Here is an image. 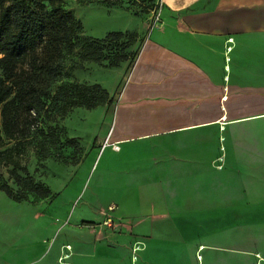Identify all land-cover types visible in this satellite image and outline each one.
Instances as JSON below:
<instances>
[{
    "label": "crops",
    "instance_id": "crops-1",
    "mask_svg": "<svg viewBox=\"0 0 264 264\" xmlns=\"http://www.w3.org/2000/svg\"><path fill=\"white\" fill-rule=\"evenodd\" d=\"M160 1V20L152 28L149 12L121 8L87 10L116 14L126 21L117 28L107 29L100 18L90 28L83 19L89 35L97 38L109 31L147 32L133 64L110 68L113 82L98 83L113 94L112 104L83 110L89 117L105 116L97 130L102 138L93 168L97 172L110 158L115 165L135 166L136 175L123 178L135 188L202 187L201 172L225 165L264 173L257 166L264 163V0ZM133 21L134 26L127 24ZM239 155L246 166L235 163ZM217 186L208 185L210 204L217 202ZM194 193L189 197L198 200ZM60 243L56 218L54 223L34 204L0 198V264H90L74 261L71 246ZM65 245L69 249L62 250ZM259 248L264 251L200 244L194 247L195 264H204V252L216 257L220 251L263 264ZM176 249L189 250L134 247L129 261L136 264L138 252L148 257L161 252V264H174L168 254ZM62 253L67 257L60 261Z\"/></svg>",
    "mask_w": 264,
    "mask_h": 264
},
{
    "label": "rangeland",
    "instance_id": "rangeland-1",
    "mask_svg": "<svg viewBox=\"0 0 264 264\" xmlns=\"http://www.w3.org/2000/svg\"><path fill=\"white\" fill-rule=\"evenodd\" d=\"M101 1L62 0L63 8L79 21L81 36H91L83 26L84 18L89 21L90 28L97 25L99 18L107 29L117 28L126 22L116 14L98 13L97 10L88 12L89 6H101L107 11L121 8L139 14L143 12L141 7L147 5V2L138 0H117L119 3L114 5ZM151 1L155 3L156 0ZM159 9L160 5H152L146 10L150 13L149 28L159 22ZM127 24L134 26L136 22ZM146 33H136L127 51H137ZM77 61V49L59 59L62 76L49 87L51 94L58 85L73 79L78 82H85L83 78L95 80L103 86L113 82L112 69L95 63H85L83 69H71L72 63ZM84 109L73 108L54 122L39 118L42 129L59 127V140H44L40 135L32 137L24 151L13 158L26 167L35 181L50 190V197L42 200L30 197L27 203L34 204L39 213L47 214L48 219L52 215L54 223L57 219L60 244L71 246L74 261L130 264L129 256L134 247H187L189 250L186 252L176 249L168 255L174 264H183L184 260L186 264H195L194 247L200 244L207 247H264L263 172L236 170L234 165H225L222 170L201 172L203 186L198 188L131 187L123 178L136 175L131 171L135 166L115 165L110 158L102 162L97 172L93 168L94 154L102 138L97 130L104 123L105 116L89 117ZM238 130L241 128L237 127ZM66 138H74L77 147L67 144ZM41 141L47 149L46 156L41 155L37 146ZM10 145L11 142H5L3 148ZM236 159V164L247 163L241 155ZM257 166L264 171V163ZM10 168L0 163L2 179L15 188L9 178ZM213 183L218 185L213 194L217 202L210 204L213 190L208 185ZM194 192L199 194L198 200L192 198ZM0 198L14 202L2 192ZM110 201L115 203L111 212L106 209ZM260 249L258 252L264 256ZM214 256L204 252V264H253L254 260L227 256L222 251ZM161 257V252H154L150 257L146 252H138L136 264H149L148 260L151 264H161Z\"/></svg>",
    "mask_w": 264,
    "mask_h": 264
},
{
    "label": "trees",
    "instance_id": "trees-1",
    "mask_svg": "<svg viewBox=\"0 0 264 264\" xmlns=\"http://www.w3.org/2000/svg\"><path fill=\"white\" fill-rule=\"evenodd\" d=\"M138 1L147 2L141 7L143 12L153 5L151 0ZM135 35L131 31H109L100 38L83 37L79 21L63 8L62 0H0V163L11 166L8 174L15 186L12 188L0 173V192L14 202L50 197L48 187L35 181L26 167L13 159L14 155L23 152L32 137L59 140V127L42 129L39 118L54 122L73 108L90 110L113 102V94L100 84L74 79L61 83L51 94L49 87L62 76L59 59L77 49L78 61L71 69H83L85 63L114 68L127 62L130 66L140 48L127 51ZM65 141L77 147L74 138ZM5 142L11 145L3 148ZM37 146L46 156L43 142Z\"/></svg>",
    "mask_w": 264,
    "mask_h": 264
},
{
    "label": "built area",
    "instance_id": "built-area-1",
    "mask_svg": "<svg viewBox=\"0 0 264 264\" xmlns=\"http://www.w3.org/2000/svg\"><path fill=\"white\" fill-rule=\"evenodd\" d=\"M160 2H161L160 0H156L155 3H153L154 7H156V5H160ZM155 18L157 19V17H155ZM228 41L231 42V39H228ZM229 49H230V46L227 47V50H229ZM104 143L106 144L107 143V140H105ZM111 147L113 149H118V147L116 145H114V144H112ZM106 209H107V211H110L111 212L114 209L113 203H110L109 205H107V208ZM66 249H69V247L66 246L65 248H62V250H66ZM66 257H67V255L65 253L64 254L62 253L61 256L59 257V260L62 261ZM63 264H66V263H63Z\"/></svg>",
    "mask_w": 264,
    "mask_h": 264
},
{
    "label": "bare ground",
    "instance_id": "bare-ground-1",
    "mask_svg": "<svg viewBox=\"0 0 264 264\" xmlns=\"http://www.w3.org/2000/svg\"><path fill=\"white\" fill-rule=\"evenodd\" d=\"M67 245H65L64 247H66Z\"/></svg>",
    "mask_w": 264,
    "mask_h": 264
}]
</instances>
